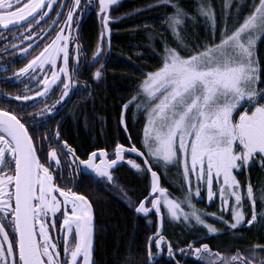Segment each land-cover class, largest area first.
<instances>
[{"label": "snow or ice", "instance_id": "6c2138e0", "mask_svg": "<svg viewBox=\"0 0 264 264\" xmlns=\"http://www.w3.org/2000/svg\"><path fill=\"white\" fill-rule=\"evenodd\" d=\"M119 2L97 0V15L102 20L101 26L105 32L109 31L108 25L113 22L109 7H117ZM230 2L225 0V20ZM91 4L92 0H89L81 8L80 0H71V3L69 0H0V28L7 31L24 29V25H27L24 31L32 33L31 37H26L29 41L27 48L23 44L11 45L14 50L19 48L21 55L29 54L33 47L38 46L32 37L39 38L40 33L35 29L39 28L41 22L50 18L51 23L43 31L49 35L55 32L51 43L45 44L39 55L28 60L12 77H5L16 81L28 78L40 90L33 96L7 99L28 106L29 102L34 105L51 93L60 91L52 107L46 105L45 111L28 116L18 117L11 110L0 108V168H3L0 171V264H94L91 259L94 234L91 206L85 196L57 187L52 173L56 172L58 178H62L63 172L55 149L47 153L49 167L40 163L36 153L43 151L46 142L58 143L65 156L108 181L113 179L109 169L123 160L125 154L142 157L141 163L131 159L127 161L137 172L150 176L148 195L139 201L135 211L138 214L154 212L159 219L163 203L171 219L182 216L187 221L193 218L197 224L206 226L209 233L217 230L211 225H204L198 210L191 203L194 196H200V188L207 185V195L211 200L217 195L213 192L215 181L221 211L231 209L232 223L225 221L223 216L211 215L229 228L236 229L245 216L240 210L241 185L233 172L250 167L257 156L260 157L258 163L264 167V88L257 86L260 68L254 55L255 34H264V0L254 4L250 14L244 16L238 26L229 28L226 24L221 28L218 43L215 42L216 21L210 0L207 4L197 0L194 11L209 21L213 41L191 46L182 42L180 33L185 18L194 17L189 16L179 0H159V4L150 6L163 5L173 9L167 15L166 23L177 41V48L169 47L165 42L161 66L145 73L139 85L143 102L137 104V108L146 109L147 117L143 129L144 151L135 146L125 148L117 143L112 153L101 148L88 153L87 159L80 160L71 146L59 140L58 132L46 133L41 138L35 129L47 123L43 117L54 118L78 87L87 88V84L80 86L72 79L73 73L81 71V61L91 66L103 54V48L97 47L91 61H87V57L81 55L78 37L74 35L78 28L74 29L73 24H79L82 14ZM236 15H240L239 11ZM61 17H64L62 21ZM123 18L117 17L116 20ZM57 27L59 30H56ZM20 35L22 32L15 33L11 39ZM3 51H7V47ZM101 74V70H97L91 79L96 80ZM136 101L137 96L134 95L125 103V108ZM240 108L245 110L239 111ZM237 111L238 119L234 117ZM121 123H124L123 113ZM26 124L29 126L26 127ZM30 128L32 135H29ZM36 141L40 148H34ZM109 155L115 158L107 159ZM97 157L99 163L96 162ZM161 163L164 166L179 165L182 169L183 185L188 187L181 202L170 199L166 189L159 185L158 173L153 168ZM55 193L63 199L59 200ZM246 197L250 201L253 199L250 184L246 188ZM259 199L264 202V189H261ZM181 203L187 205L188 212L183 211ZM260 216L264 219V212ZM256 219L257 214L253 212L247 225L251 226ZM57 220L60 235L53 242L49 232L56 231ZM160 231L158 226L157 232L148 238L150 264L155 259L151 242L154 241L158 250L157 256L162 252L164 237L159 235ZM61 242L62 257L58 251ZM259 250L264 251V246ZM167 251L170 258L174 256L171 244H168ZM180 251L183 253L184 250ZM189 251L199 259L208 256V264H218V261L229 264V259L232 264H252V260L257 259L255 255L249 259L241 257L239 253L225 258L219 253L209 252L207 244L194 250L190 244ZM250 251L255 253L257 249ZM258 264H264V259L259 260Z\"/></svg>", "mask_w": 264, "mask_h": 264}, {"label": "trees", "instance_id": "16d2710c", "mask_svg": "<svg viewBox=\"0 0 264 264\" xmlns=\"http://www.w3.org/2000/svg\"><path fill=\"white\" fill-rule=\"evenodd\" d=\"M179 2L189 16L194 17L185 18L183 31L180 33L182 42L190 46L194 43H211L213 32L209 21L194 11L197 0ZM200 2L207 4L209 0ZM258 2L259 0H231L225 20V0H210L216 21L215 42H219L221 28L226 24L229 28L238 26ZM157 4L159 0H122L117 7L112 8L115 18H125L116 20L110 27L109 48L101 68V79H91L93 71L88 70L83 81H79L82 85L87 84L83 94L85 97L80 99L76 95L77 98H72L67 104V109L63 110L68 112L65 115H55L48 123L55 128L60 120L59 136L61 135L62 141L75 150V156L80 160L87 159L88 153L101 148L109 153L117 143L125 148L135 146L144 151L142 141L145 113L136 111L135 103L127 108L125 103L138 94L144 74L161 66L164 43L177 48V41L166 23V17L173 9L163 5L150 7ZM138 9L143 10L137 11ZM237 11L240 15H236ZM99 36L100 26L96 14L92 12L82 21L79 28L81 54L86 56L87 60L92 58ZM256 50L260 68L259 87L264 88V34ZM13 89L16 88L10 90ZM142 159L137 155L138 163H141ZM259 160L260 157L257 156L250 167L234 171L241 187L245 188L250 184L256 193L261 188L264 189V167L260 166ZM153 170L157 171L159 183L170 197L181 202L188 186L183 185L179 166H164L161 163ZM111 172L115 182L126 191L133 202L138 204L148 195L149 175L138 173L125 162H118ZM102 179L98 175L84 172L81 173V182H77L79 187L74 185L78 192L87 197L94 215V264H150L148 238L157 232L158 226L161 229L159 235L164 237L166 246L157 256L158 250L154 241L151 242V252L155 256L152 264H206L184 254L190 244L193 248L207 244L210 251L220 255L235 256L239 253L241 257L249 259L255 255L257 259L252 260L254 264L264 259V251L259 250L264 246V222L258 221L257 217L251 226H247V220L251 219L249 206L244 213L245 220L242 224L236 229H231L215 218L223 216L225 221L232 223L230 208L227 212H222L220 200L208 203L204 194L201 197L194 196L191 203L198 210L204 225H211L217 230L209 233L206 226L197 224L193 218L187 221L183 217L171 219L165 209L161 211L159 219L154 212L138 214L134 205L115 194L111 189L113 187ZM230 201L232 203L231 199ZM181 207L185 212L189 211L186 204L181 203ZM241 207L246 206L242 204ZM261 209L262 205L258 200L256 210ZM211 214H215V217ZM168 244H171L174 253L171 258L168 256ZM253 248L257 249L255 253L250 251ZM180 250H184L183 253Z\"/></svg>", "mask_w": 264, "mask_h": 264}, {"label": "rangeland", "instance_id": "374dc122", "mask_svg": "<svg viewBox=\"0 0 264 264\" xmlns=\"http://www.w3.org/2000/svg\"><path fill=\"white\" fill-rule=\"evenodd\" d=\"M120 1H122V0H120ZM88 2H89V0H80V7L84 8L88 4ZM69 3H71V0H69ZM57 7H59V5H57ZM112 8L113 7H111V6L109 7V14L112 17V21L113 22L109 23V25H108L109 31L108 32H105L104 29L102 28V26H101L102 25V20L97 15V12H98L97 0H92L91 7L87 8V11L89 9H92L93 13H95L96 16H97V20H98V23H99V26H100V36H99V41H98V44L96 46V49H97V47H102L103 48V54L99 57V59L94 64H91V66H89L88 62L81 61V71L75 72L72 75V79H75L77 81V84L80 85V86H82V83L79 82V81L80 80L83 81V78H85V74H86V72L88 70L92 69V71H93L92 76H93V74L97 70H101V68H102V66L104 64V61H105V58H106V55H107V52H108V48H109L110 27L116 21V18L113 15V9ZM85 12L82 14L81 18H83V16L85 15ZM52 15L55 16V12H53ZM81 18L79 20V24L78 25H76L75 23L73 24V28L74 29L78 28V31L74 32V35L78 37V40H77L78 43H79V28H80V25L82 23V19ZM63 19H64V17H61V21ZM49 23H51V19H49L46 22L45 21L41 22L40 25H39V28L35 29L36 31H38L40 33V35H39V38L32 37V40H34L38 46L33 47L32 50L30 51V53L27 54V55H21L19 53V48L14 50L11 47V45H13V44H16V45L23 44V46L25 48L28 47L29 41L26 39V37H31L32 33L30 31H24V29H26L27 26H25L24 29H15V30H12V31H7L5 33H0V108H4L5 110H10L11 109V111L14 114H16L18 117L21 116V115L28 116L30 114H35V113H38V112H41V111H45V106L47 105L48 107H52L54 105L55 101L58 99V97L60 95V91L57 90V91L51 93L48 97L37 101L34 105H32L31 102H29L28 106H21L19 103L15 102L14 100L7 99V97H16V96H21V95L33 96L35 94V92L40 90L28 78H23L20 81H16L14 79H5V77H9V78L12 77L13 73L17 72L20 68L24 67V65L27 64L28 60L33 59V57L39 55V53L43 50L45 44H50L51 43V40L55 36V32L53 31L49 35V34H47L46 32L43 31L44 29H47ZM56 30H59V27H57ZM18 32H22V35L18 36L16 39H11V37L15 33H18ZM255 35L257 36V40H256V43L254 45V55H255V58L258 61V53H257L256 49H257V46H258V42H259L261 36H263V34L262 33H256ZM40 41H43V43H41ZM5 47H7V51H3V49H5ZM91 59L87 60V61H91ZM58 63H59V59H58ZM21 64H23V65H21ZM101 73H102V71H101ZM49 75H50V72H49ZM101 77L102 76H100L98 79H96V81L100 80ZM41 78H43V77H41ZM259 81L257 82V86L258 87H259ZM37 83H38V81H37ZM22 85H23V87H22ZM12 88H16V89L10 90ZM84 92H85V88L78 87L76 89V91L74 92V94L71 96V98L67 100V103L64 104L62 109L55 115L56 116L57 115H62V114L65 115L68 111H63V110L67 109V106H68L67 104L69 103V101H71L72 98L76 99L77 98L76 95H78L80 97V99L85 97L83 95ZM135 96H137V101L135 103L136 104V107H135L136 111H143L145 113V116H146V109H144V108L138 109L137 108V104H141L143 102V94L139 90L138 94L135 95ZM241 109L242 108H240L239 111H241ZM234 117L237 118V119L239 118V112L238 111L234 112ZM43 119L47 120V123H43L41 127H39L38 129H35V131L37 132V134L41 138H43L44 134H46V133H51V134H55L57 132L59 133L58 126L60 124V120L58 121L57 126L55 128H53V126L51 124H48L49 122L52 121V119H49L47 116L43 117ZM146 119H147V117H146ZM37 122H40V121H37ZM26 126L28 127L29 125L26 124ZM29 131H30V133L32 135L33 130L30 128ZM59 140L61 142H63L62 139H61V135L59 136ZM36 145H37V148H40V144H39L38 141H36ZM51 149H55L56 150V152L58 154V159L60 160L61 165H62V172H63L62 178H58V175H57L56 172L52 173L53 174V178H54V180L57 183V187L58 188H66V187H72L74 185L79 187L77 182H79V183L81 182L82 170H86L87 172H90V170H87L83 166L78 165V163L76 161L72 160L71 157L65 156L64 152L60 148V145L58 143H55V142H46L43 145V151L42 152L41 151L37 152L38 153V159H39L40 163L43 164L45 167H49V163L50 162H49L47 153ZM112 152H113V150L110 151L109 153H112ZM106 158L107 159H114L115 157L113 155H109ZM130 159L134 160V161H136V163H138L137 162V155H135V154H125L124 159L119 161V162H125L127 164V161L130 160ZM66 160L68 161L67 164H65ZM96 160H98L97 163L100 162L99 157H97ZM12 167H13V165H12ZM113 168L109 169V171L111 172L113 170ZM180 170L182 172L181 168H180ZM0 171H3V168H0ZM138 173H142L143 174L144 172H138ZM144 174H147V173H144ZM111 175L113 177L112 172H111ZM147 175H149V174H147ZM233 175L235 176L234 172H233ZM71 176H73V177L69 178ZM149 178H150V176H149ZM102 180H105V182L107 184H109L111 187H113L111 189L114 190L115 194H118L121 198L125 199L128 203L134 205L135 207H136V205L139 204V203L137 204V203L133 202V200L128 197L126 191H124L121 187H119L114 179H112L111 181H108L106 178H103ZM71 181H73V182H71ZM192 183L195 186V180L194 179H193ZM159 185H160V183H159ZM246 188L247 187H245V188L241 187V189H240L241 194H242V204H244V206H246L244 208L241 207L240 210L243 211V213H245L247 206H249L251 208V218H252L253 212H255L257 214L258 221H261V222L263 221L264 222V219H261V216H260V214L262 212H264V202H261V200L259 199V197L261 195V189H263V188H261L257 193L253 190V199L251 201L248 200L247 197H246ZM75 191H77V188H75ZM213 192L217 193V195H215L214 198L210 200L208 198V195H207V185L205 184L204 187L200 188V196L199 197H201L204 194V196L206 197V200H207L208 203L213 201V200H218L219 201L220 198H219V195H218V188L215 187V181H214V186H213ZM55 194L57 195V198L59 200L63 199L62 197L59 196L58 193H55ZM169 198L172 199L170 197V195H169ZM230 199L231 198H229V203L231 204ZM258 200L261 202L262 209L257 211L256 210V202ZM163 209H165V208L163 206V203H161V211ZM160 217H161V214H160ZM159 225H161V220H160ZM50 233H51V231H50ZM157 238H159V237H157ZM54 241L55 240H53V242ZM165 246H166L165 243H163V248ZM191 248L193 250L197 249V248H193V247H191ZM209 252L213 253L210 250H209ZM184 254L188 255L190 257L196 258L198 260H201L204 263L208 264V260H209L208 256H205L204 259H199L197 257H194L192 255L191 251H189V249H187ZM221 256L225 257V258L233 257V256H227V255H221ZM212 259H215V257H212ZM218 264H222V262L218 261ZM229 264H232L231 259H229ZM252 264H254V263H252Z\"/></svg>", "mask_w": 264, "mask_h": 264}, {"label": "flooded vegetation", "instance_id": "af4514ba", "mask_svg": "<svg viewBox=\"0 0 264 264\" xmlns=\"http://www.w3.org/2000/svg\"><path fill=\"white\" fill-rule=\"evenodd\" d=\"M93 11H92V9H89L88 11H86L85 12V15L83 16V18H81L82 19V21L87 17V16H89V14L90 13H92ZM95 14V13H94ZM50 19V18H49ZM46 22V21H45ZM19 29V28H18ZM15 30V29H14ZM8 31H12V30H8ZM5 32H7V31H0V33H5ZM14 114V113H13ZM16 115V114H15ZM26 126V125H25ZM27 127V126H26ZM30 133V132H29ZM31 135V134H30ZM34 145H36V142H34ZM35 148H37V145L35 146ZM38 152V151H37ZM37 155H38V153H37ZM98 160H96V162H97ZM13 167H14V164H13ZM84 169V168H83ZM84 172H87L86 170H82V173H84ZM88 173V172H87ZM89 173H91V174H94V175H96L94 172H89ZM75 186H72V187H66V188H64V189H66V190H71V191H74V192H77V191H75ZM78 194H81L80 192H77ZM81 195H83V194H81ZM83 196H85V195H83ZM86 197V196H85ZM87 198V197H86ZM62 200V199H61ZM88 200V199H87ZM88 202H89V200H88ZM90 204V203H89ZM49 216L51 217V214H49ZM58 216H59V214H58ZM92 216H93V219H94V215H93V213H92ZM93 227H94V223H93ZM7 230V229H6ZM38 230V229H37ZM49 235H50V237L53 239V240H55V238L57 237V236H59L60 235V226H59V220H57V223H56V231L55 232H52L51 231V233L49 232ZM10 239H11V237H10ZM94 239V238H93ZM58 251L60 252V254H61V257L63 256V243L61 242L59 245H58ZM91 259H92V261H93V252H92V257H91Z\"/></svg>", "mask_w": 264, "mask_h": 264}, {"label": "water", "instance_id": "95a60500", "mask_svg": "<svg viewBox=\"0 0 264 264\" xmlns=\"http://www.w3.org/2000/svg\"><path fill=\"white\" fill-rule=\"evenodd\" d=\"M24 26H26V25H24ZM13 29H17V28H13ZM13 29H9V30H13ZM0 31H5V30H3L2 28H0ZM22 122V121H21ZM30 135V134H29ZM34 146V145H33ZM34 148H35V146H34ZM36 155H37V153H36ZM37 158H38V156H37ZM93 223H94V219H93ZM93 236H94V234H93ZM38 238V237H37Z\"/></svg>", "mask_w": 264, "mask_h": 264}, {"label": "bare ground", "instance_id": "6f19581e", "mask_svg": "<svg viewBox=\"0 0 264 264\" xmlns=\"http://www.w3.org/2000/svg\"><path fill=\"white\" fill-rule=\"evenodd\" d=\"M248 226V225H247Z\"/></svg>", "mask_w": 264, "mask_h": 264}]
</instances>
